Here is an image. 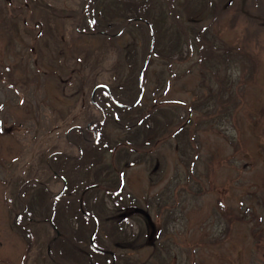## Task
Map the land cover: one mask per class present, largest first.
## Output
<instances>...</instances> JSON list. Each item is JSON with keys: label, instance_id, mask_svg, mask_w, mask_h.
Segmentation results:
<instances>
[{"label": "rangeland", "instance_id": "1", "mask_svg": "<svg viewBox=\"0 0 264 264\" xmlns=\"http://www.w3.org/2000/svg\"><path fill=\"white\" fill-rule=\"evenodd\" d=\"M192 1L206 10L209 2L216 8L214 27L209 20L191 23L194 10H184L185 0L173 1L176 17L170 16L164 0H0V264H53L51 255L74 242L68 238L71 228L76 234L82 228L77 218L81 197L83 207L99 217L113 212L114 199L104 191H116L118 173L123 172L119 203L141 206L151 224L158 206H173L177 195L182 208L168 229L186 238L175 250L174 264H264V0H233L228 10L226 0ZM228 47L234 52L228 54ZM205 55L201 67L198 62ZM96 85L109 86L123 104L141 99L131 111H123L120 123L109 120L99 127L105 140L93 152L84 144L70 149L65 134L73 127L67 139L75 141L77 126L98 119L91 105ZM80 88L82 95L77 93ZM219 89L224 98L232 97L231 118L217 116L218 105L210 102ZM144 112L151 113L148 120L158 121L154 125L164 119L165 132L172 136L149 154L147 145L137 153L130 145L111 152L142 129L126 127L144 118ZM214 113L218 123L209 119ZM83 115L89 117L83 121ZM178 128L180 139L173 134ZM54 146L73 155L74 162L55 163L50 157ZM115 159L119 162L113 166ZM52 165L57 176L49 170ZM107 170L110 177L104 174ZM59 176L75 193L66 190V200L58 202L54 223L63 240L54 241L47 224L33 223L51 218L49 195L64 185ZM210 183L217 192L210 191ZM90 185L96 187L85 191ZM18 188L26 191L24 202L33 209L26 219H33L31 228L22 227L19 233L11 213L2 217L6 204L15 205ZM95 201L99 207L92 205ZM229 208L247 217L231 216L226 234L221 217ZM132 221L129 217L122 229L132 230ZM84 230L79 246L87 248L91 228L85 225ZM34 231L40 234L36 243L31 240ZM198 233L192 249L191 237ZM225 234L224 240L200 252L198 238L213 242ZM61 254L62 264H67L69 253ZM92 257L86 256L92 264L104 259Z\"/></svg>", "mask_w": 264, "mask_h": 264}, {"label": "flooded vegetation", "instance_id": "2", "mask_svg": "<svg viewBox=\"0 0 264 264\" xmlns=\"http://www.w3.org/2000/svg\"><path fill=\"white\" fill-rule=\"evenodd\" d=\"M233 0H226L224 4L225 9L228 10V7H230V4H232ZM211 4H213L211 2ZM208 10L205 8H201L200 13V19L197 20V22H201L203 20H209L210 28L214 27L218 22L219 13L216 11V8L213 6L211 7L210 2L209 4L206 3ZM189 9L193 11V15H190L189 20L192 22L191 19L192 16L195 15V13L198 11L195 7L190 6ZM211 13V16L209 15ZM233 20V17L229 18L227 24L229 25L230 22ZM212 21V25H211ZM209 27V26H206ZM83 89L80 88L77 93L83 94ZM95 89L92 90L91 94V100L95 98V94H93ZM107 91V90H106ZM103 98L106 99V107H110V102L114 106L117 107L115 109L114 114V121L120 123L122 120H124L123 116L124 114H120V117L118 116V108H122V104L119 103V99L115 98L110 91L106 94L102 95ZM95 105V104H94ZM86 117H89L88 115H83V121L86 120ZM109 119L105 117V115H102L101 118L96 119L94 121L95 125L103 126L106 124V122ZM92 126L91 122L87 123V128L90 130ZM79 127V126H78ZM81 135L84 139L85 133L81 132ZM53 143H57V136L55 137V141ZM67 145L71 146L70 149H75L78 147L75 143H73L72 140L66 141ZM80 148V147H79ZM53 156L55 157V163L60 164L59 161V155H63L62 153L57 151V147H53ZM81 149V148H80ZM79 154L82 152L79 150ZM73 157L71 154H66L65 159L70 161V159ZM57 167L54 166L53 168V174L54 176H57ZM118 180H122V177H119ZM36 186H39V189L42 187L39 183L35 184ZM150 185V184H149ZM210 191L216 190L218 191V188L215 185L210 184ZM67 188V186L65 187ZM50 187L47 186V192L49 193ZM197 194L195 193L194 196ZM52 196L58 200L59 193H53ZM26 197V191L22 188H18L16 195H15V205L9 206L8 204L5 205L4 213L2 214L3 218H8L10 213L12 214V225L15 227L17 232H20V229L23 227L24 230H27V222L26 219L28 216L32 215L33 209H30V203H25L24 199ZM175 204L173 206H165V205H159L157 208V213L155 216V221L149 222L150 214L148 211L141 208V206H138L134 202L131 203L130 206H126L122 211L118 212V188L116 190V199L114 204V210L110 213L102 214L99 218L101 219V225L99 226V221L95 218V215L87 214L84 210L82 211L83 219H80V226L82 227V222L86 221L87 224H92L95 226V229L89 234L88 240H87V249L93 254L92 260L96 258H104L102 260H96L97 264H107L108 262L106 260H109V264H174V261H177V256L175 255V250L180 249L181 245H179L180 241H182L185 244V235H182V232L179 230H176V233H173V229L169 228V225L171 223H175L178 219L177 217H174L176 213H178L182 207H178L177 203V195H174ZM138 201V200H137ZM151 201L150 198L146 200L147 203ZM140 201H138L139 203ZM57 204V202L55 203ZM95 205V202L92 204ZM127 207H129V210H126ZM249 208V207H248ZM38 210L37 208H34ZM137 209V210H136ZM139 210H143L147 213H139ZM155 210V209H154ZM168 210V212L165 214L164 211ZM40 211V210H38ZM248 211V210H246ZM227 214L223 217H221L225 223H226V234L228 233V224L231 222V216H237L238 218L247 217V216H240L239 213H235L231 208L226 210ZM131 214L134 221H132V230H122L118 227L123 226L118 223V219H122L123 217ZM164 214L167 216V218L162 219L161 216ZM149 217V218H148ZM86 218V219H84ZM147 219L149 224L146 223V227L143 226L142 221ZM151 219V218H150ZM187 219V216H186ZM146 222V221H145ZM101 227H104L106 229H115L114 233L111 235H108V232H105L101 229ZM182 227V226H181ZM185 228V225H184ZM83 230V227L81 228ZM153 231L155 233V236L153 237ZM81 232H79L80 234ZM226 234L222 236L220 240H215L213 242H208L203 240L201 237L197 241V245L200 247V252L202 250H205L208 247H211L213 245H216L218 242H221L225 239ZM199 235L196 234L191 237L193 239L191 242L193 245L191 246L192 249L195 247L196 243V237ZM71 238V237H70ZM31 239L34 240V242H38L40 239V234L38 231H34L31 233ZM173 241V245L170 243V241ZM20 241L25 244V240L21 236ZM82 244V242L78 243ZM56 245L55 247H57ZM113 248V252L110 249ZM190 247V248H191ZM84 247H80L79 249H75V251H72L70 255H67V264H92V261H87L86 256L90 257L92 254L90 252H87L83 249ZM129 255V257H127ZM62 254L61 252H54L53 255H51V262L53 264H62ZM39 256L36 255L35 260L39 261ZM180 259V256H179ZM95 264V263H93Z\"/></svg>", "mask_w": 264, "mask_h": 264}, {"label": "trees", "instance_id": "3", "mask_svg": "<svg viewBox=\"0 0 264 264\" xmlns=\"http://www.w3.org/2000/svg\"><path fill=\"white\" fill-rule=\"evenodd\" d=\"M173 1L174 0H164L165 4L166 3H169L168 5L167 4L166 5L168 7V13L170 14V16L176 17V15H174V12H175L176 7H175V3ZM147 5H146V3H141L139 6H147ZM190 5H193V7H195L198 10L195 13V15L192 16L191 19L193 21L191 23L198 24L197 23V20L200 19V17H201L200 16V13H201V10L200 9L202 7L199 6L198 4L194 3L192 0H185L184 10H188V8L190 7ZM205 31H209V27H206L205 28ZM233 52H234V48H230L229 49V54H231ZM223 93L224 92L222 91V89H219L215 94L211 95V101L210 102H214L216 105H218V109H217V112H216V115L217 116L221 115L222 113H226V115L229 114V116L231 118V111H230L231 103H230V100L232 99V97H230V98H227V97L224 98ZM224 108H225V110H224ZM237 113L238 112H236L235 115L233 113V115L236 116ZM214 117H215V113L209 119H214ZM150 119L153 120L154 123H158V121L154 120L152 117H150ZM207 121H208V119H207ZM214 121H215V123H218L219 122V118L218 119H214ZM198 123L199 122L197 121V124ZM141 128L143 129V133H146L147 124H144L143 126L141 125ZM155 128H156V130L160 131L162 129L161 123L160 124H156L155 125ZM142 129H140V131ZM84 132H87V128L84 129ZM91 135H93V134H90L89 137L88 136H85L86 139L87 138L90 139L88 141H84L85 139L82 137V135H80L78 139H76L75 141H73V143H75L78 147L79 146L81 147L80 144H84L85 146H87L93 152V149L94 148H97V146H94V144L98 143L99 142V139L98 138H95L94 136L91 137ZM171 135H172V133H171ZM67 141L69 142L68 139H67ZM79 141L81 143H79ZM85 143H91L93 145L85 144ZM99 149H100V151H102L101 147H99ZM104 151H106V149ZM113 151L114 150H112L111 152H113ZM118 230H119V227H118Z\"/></svg>", "mask_w": 264, "mask_h": 264}]
</instances>
